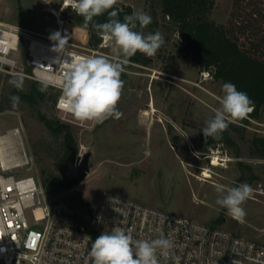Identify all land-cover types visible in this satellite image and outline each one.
<instances>
[{"label":"rangeland","instance_id":"374dc122","mask_svg":"<svg viewBox=\"0 0 264 264\" xmlns=\"http://www.w3.org/2000/svg\"><path fill=\"white\" fill-rule=\"evenodd\" d=\"M64 1L0 0V23L46 37L59 32L67 43L113 62L122 61L103 37L92 47L86 29L63 19L62 10L58 18L53 15L51 11L62 9ZM116 5H129L132 13L142 9L152 22L140 27L141 31L147 35L155 24V32L164 37L153 57L139 53L122 64L124 84L117 104L123 113L120 119L85 126L65 121L49 99L52 92L48 87L43 90V101L32 106L20 98L14 108L10 96L20 97L34 85H42L23 76V88L18 90L9 84L12 75L0 73V133L18 127L22 147L31 158V163L16 169L14 175L33 176L49 199H62L81 210H93L103 194L113 193L264 245V158L254 151L252 142L264 138V109L258 119L247 115V122L229 118L228 124L234 128L228 125L227 140L200 149V131L221 107L225 82L214 80L185 55L177 32L156 1L118 0ZM209 17L224 25L243 50L264 60V0H215ZM38 112L68 125L79 159L89 154L88 172L77 187H64L58 172V165L69 154L65 152V133H50ZM215 156L218 165H212ZM205 169L211 174L207 182L198 180ZM242 183L250 185L253 193L242 205L246 216L238 221L216 203V186L229 189Z\"/></svg>","mask_w":264,"mask_h":264},{"label":"built area","instance_id":"2783aa9c","mask_svg":"<svg viewBox=\"0 0 264 264\" xmlns=\"http://www.w3.org/2000/svg\"><path fill=\"white\" fill-rule=\"evenodd\" d=\"M56 44L50 37L0 23V73H22L38 83L48 78L61 119L92 125L95 121L77 120L57 102L62 94L58 81L71 57L95 52L70 43L56 50ZM30 163L20 129L0 133V264H91L94 239L113 228L130 230L134 240L170 238L169 258L157 253L160 264H264V245L258 242L113 193L103 194L93 210L49 199L33 176L14 175Z\"/></svg>","mask_w":264,"mask_h":264},{"label":"clouds","instance_id":"9594fccd","mask_svg":"<svg viewBox=\"0 0 264 264\" xmlns=\"http://www.w3.org/2000/svg\"><path fill=\"white\" fill-rule=\"evenodd\" d=\"M117 2L68 0L67 7L83 17L84 26L87 27L94 17L112 9ZM117 15L116 11H111L107 22L94 24L93 27L100 32L106 44L124 59L113 62L102 55L71 57L69 69L58 81L62 94L57 107L77 120L103 122L108 118L120 119L123 113L117 109V104L124 84L121 79L122 64L127 63V59L137 52L153 57L164 44V37L159 31L147 35L142 31H134L137 22L141 28L152 22V17L142 9L125 16L123 22L116 18ZM50 39L57 42L56 50L67 44V38H62L59 32L53 33ZM40 82L41 90H46L49 79L41 77ZM23 83L22 73H13L9 80V84L18 90H22ZM222 92L221 107L203 129L205 138L218 136L226 130L229 118L232 121L243 119L252 111L253 101L246 92L238 90L235 84L224 83ZM9 99L14 108L20 103L19 96L13 95ZM216 192L219 194L216 203L225 208L232 218L243 221L246 212L242 205L251 197L252 187L247 183L229 189L218 185ZM172 248V240L163 235L152 240H134L130 230L125 232L122 228H113L110 233L102 232L94 239L89 257L91 264H160L157 253L167 260Z\"/></svg>","mask_w":264,"mask_h":264},{"label":"trees","instance_id":"16d2710c","mask_svg":"<svg viewBox=\"0 0 264 264\" xmlns=\"http://www.w3.org/2000/svg\"><path fill=\"white\" fill-rule=\"evenodd\" d=\"M160 7L162 16L167 18L177 32L185 55L196 62L200 70L210 72L214 80L231 82L237 89L248 94L253 101L252 111L248 114L253 119H258L262 109H264V60L252 56L243 50L236 40L231 38L224 25L217 24L210 19V13L214 7L215 0H153ZM117 12V19L123 22L124 17L132 14L129 5L118 7L114 5L102 15L94 17L93 21L84 26L83 17L78 16L71 9L62 10L63 19L86 29L89 34L88 44L96 47L100 44L102 35L93 27L94 24H103L109 20L111 11ZM70 13V17L66 16ZM155 24L150 28L151 33H155ZM134 31H141L137 22ZM136 54H139L137 52ZM180 54V53H179ZM133 58V57H132ZM122 79V77H121ZM49 88V87H48ZM49 99L55 102L56 91L51 89ZM18 96V95H16ZM46 97L45 91L40 87H31L30 91L20 98L26 100L30 105L43 101ZM214 115L211 117V119ZM38 119L43 122L47 130L57 135L64 132V142L66 151L70 153L72 146V135L68 125L54 119L46 117L38 112ZM210 119V120H211ZM247 122V119H238ZM233 127V125L228 124ZM234 128V127H233ZM200 131V149H206L209 144L227 140V132L224 130L218 136L207 137ZM254 151L258 156L264 158V138L253 139ZM218 221V219L216 220Z\"/></svg>","mask_w":264,"mask_h":264},{"label":"water","instance_id":"95a60500","mask_svg":"<svg viewBox=\"0 0 264 264\" xmlns=\"http://www.w3.org/2000/svg\"><path fill=\"white\" fill-rule=\"evenodd\" d=\"M70 153L65 160L58 165V172L64 183V187L73 188L79 185L88 172L89 154L86 153L81 159L77 156L76 150L69 147Z\"/></svg>","mask_w":264,"mask_h":264},{"label":"bare ground","instance_id":"6f19581e","mask_svg":"<svg viewBox=\"0 0 264 264\" xmlns=\"http://www.w3.org/2000/svg\"><path fill=\"white\" fill-rule=\"evenodd\" d=\"M68 6V0H65L64 1V4H63V7H67ZM60 11H61V9H56V10H52L51 12L53 13V15L56 17V18H58L59 17V15H60ZM58 23L59 24H61L62 25V20L59 18L58 19ZM155 79V78H154ZM151 107H152V110L151 111H155V109H154V107L151 105ZM213 159V163H212V165L214 164V165H218L219 164V162H217L216 161V156L215 157H213L212 158ZM211 178V174H210V171H209V169H205L202 173H201V175H200V177L198 178V180H201V181H204V182H207L209 179Z\"/></svg>","mask_w":264,"mask_h":264}]
</instances>
